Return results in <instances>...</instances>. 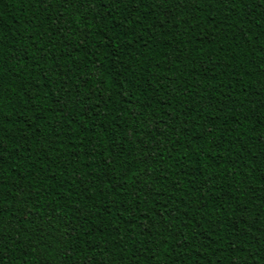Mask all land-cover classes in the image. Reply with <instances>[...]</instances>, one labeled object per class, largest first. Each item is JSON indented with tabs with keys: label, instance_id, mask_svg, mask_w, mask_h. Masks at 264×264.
Listing matches in <instances>:
<instances>
[{
	"label": "trees",
	"instance_id": "trees-1",
	"mask_svg": "<svg viewBox=\"0 0 264 264\" xmlns=\"http://www.w3.org/2000/svg\"><path fill=\"white\" fill-rule=\"evenodd\" d=\"M2 264H264L261 0H0Z\"/></svg>",
	"mask_w": 264,
	"mask_h": 264
},
{
	"label": "snow or ice",
	"instance_id": "snow-or-ice-1",
	"mask_svg": "<svg viewBox=\"0 0 264 264\" xmlns=\"http://www.w3.org/2000/svg\"><path fill=\"white\" fill-rule=\"evenodd\" d=\"M261 4L264 5V0H261ZM0 264H2V261H0Z\"/></svg>",
	"mask_w": 264,
	"mask_h": 264
}]
</instances>
